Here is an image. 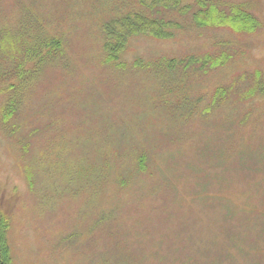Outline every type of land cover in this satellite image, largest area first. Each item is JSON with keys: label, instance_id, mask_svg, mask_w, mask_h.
<instances>
[{"label": "rangeland", "instance_id": "obj_1", "mask_svg": "<svg viewBox=\"0 0 264 264\" xmlns=\"http://www.w3.org/2000/svg\"><path fill=\"white\" fill-rule=\"evenodd\" d=\"M181 1L154 16L172 38L108 63L104 26L139 0H0L15 264H264V0ZM45 39L55 57L4 81Z\"/></svg>", "mask_w": 264, "mask_h": 264}, {"label": "trees", "instance_id": "obj_2", "mask_svg": "<svg viewBox=\"0 0 264 264\" xmlns=\"http://www.w3.org/2000/svg\"><path fill=\"white\" fill-rule=\"evenodd\" d=\"M139 5L142 7L141 11L128 13L126 16L119 18V20H114L104 26L111 40V42L105 45V49L108 53V63L119 60L120 55L126 49V45L131 37L147 36L158 40H165L173 37L170 32L165 30L173 24L167 22L162 17L158 18L154 16H163L162 14L165 10H174L183 14H187L191 11V6L183 4L181 0H139ZM234 15L232 19L239 21L244 20V14L242 15L238 12ZM219 20L223 21L220 18ZM234 27L236 28V26ZM38 45L40 46L37 47ZM60 48L61 43L59 40L45 39L40 42V44H37L35 49H27L26 58H23L16 64V66H18L17 68H14L17 71L16 73L13 72V78L7 74L11 73L9 70L6 73H2L5 75L4 81H6V77H9L8 80H14L15 78L19 80V86L22 85L23 82H26L25 80L28 76L32 77L38 73L43 62L50 57H55ZM10 59L11 58H9V60ZM25 59L35 63V66L29 71L25 70ZM6 61L7 60L1 55L0 65L3 66ZM192 61L193 60L188 59L187 62L183 60L182 63L188 64ZM1 66L0 70L2 71L4 68ZM17 87L18 86L15 84H10L9 86L10 90H17ZM15 105H17V102L11 99L8 102L7 111L12 110L14 113ZM10 116L11 113H5V118H9ZM10 223V217L0 210V264H15L8 241Z\"/></svg>", "mask_w": 264, "mask_h": 264}]
</instances>
